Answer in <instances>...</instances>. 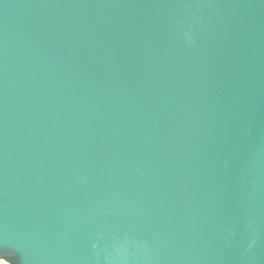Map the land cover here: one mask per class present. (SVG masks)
I'll use <instances>...</instances> for the list:
<instances>
[{
	"label": "water",
	"instance_id": "1",
	"mask_svg": "<svg viewBox=\"0 0 264 264\" xmlns=\"http://www.w3.org/2000/svg\"><path fill=\"white\" fill-rule=\"evenodd\" d=\"M0 259L264 264V0H0Z\"/></svg>",
	"mask_w": 264,
	"mask_h": 264
},
{
	"label": "built area",
	"instance_id": "2",
	"mask_svg": "<svg viewBox=\"0 0 264 264\" xmlns=\"http://www.w3.org/2000/svg\"><path fill=\"white\" fill-rule=\"evenodd\" d=\"M0 264H10V263L4 259H0Z\"/></svg>",
	"mask_w": 264,
	"mask_h": 264
}]
</instances>
